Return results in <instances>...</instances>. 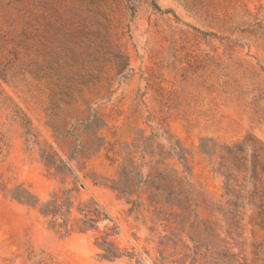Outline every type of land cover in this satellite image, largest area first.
Wrapping results in <instances>:
<instances>
[{
  "label": "rangeland",
  "instance_id": "374dc122",
  "mask_svg": "<svg viewBox=\"0 0 264 264\" xmlns=\"http://www.w3.org/2000/svg\"><path fill=\"white\" fill-rule=\"evenodd\" d=\"M154 1L0 0V264H264V0Z\"/></svg>",
  "mask_w": 264,
  "mask_h": 264
},
{
  "label": "trees",
  "instance_id": "16d2710c",
  "mask_svg": "<svg viewBox=\"0 0 264 264\" xmlns=\"http://www.w3.org/2000/svg\"><path fill=\"white\" fill-rule=\"evenodd\" d=\"M125 1L127 3H130L131 0H125ZM152 2L154 3L153 5L157 9H160L154 0H152ZM249 138H253V137L250 136ZM253 139L255 140V138ZM255 141L257 142V140ZM235 148L231 149L227 147V151L230 154L229 156L231 161L236 164V167L239 171L242 169H246V164L244 163L245 159L243 157L238 156V153L240 151L243 152L242 149L243 147H235ZM259 158H260L259 151L254 149L252 154V172L250 176L251 182L254 184L255 187V192L253 195L254 198H252V200L254 201L256 197H259L260 199L259 200L260 203L255 204V206L260 210L258 213V218L261 220V225H262L264 224V179H263L264 176H262L264 175V167L262 168V172H260L259 167L261 163L259 161ZM227 178L230 180L236 177L233 174H230L227 176ZM16 192H18V190L14 192L15 199L34 208L40 207V212L45 217L52 215L54 218H56L58 215L64 217L65 215L70 216L71 214L72 204L68 200H64L63 203L61 204H57V201L42 203L40 199L35 197L27 190H22V194H17ZM234 206L235 207L238 206V199L234 202ZM64 209H66V211H64ZM65 227H67V225H65ZM66 231H68L67 228Z\"/></svg>",
  "mask_w": 264,
  "mask_h": 264
}]
</instances>
